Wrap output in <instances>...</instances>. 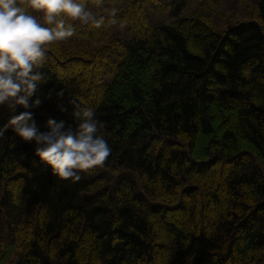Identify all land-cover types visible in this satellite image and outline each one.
<instances>
[{"label":"trees","instance_id":"obj_1","mask_svg":"<svg viewBox=\"0 0 264 264\" xmlns=\"http://www.w3.org/2000/svg\"><path fill=\"white\" fill-rule=\"evenodd\" d=\"M195 1L87 0L48 46L28 123L91 108L111 152L63 180L5 131L0 264H264V0L224 30Z\"/></svg>","mask_w":264,"mask_h":264},{"label":"clouds","instance_id":"obj_2","mask_svg":"<svg viewBox=\"0 0 264 264\" xmlns=\"http://www.w3.org/2000/svg\"><path fill=\"white\" fill-rule=\"evenodd\" d=\"M104 22L103 17L96 18L88 9L87 0H0V106L7 103L25 109L0 128V137L12 128L22 142H34L39 161L63 180H78V170L102 166L111 148L99 134L91 108H75V130L52 119L47 121L46 132L28 123L32 113L27 110L41 103L39 99L29 103L42 79L34 68L52 42L75 34L77 24L100 28ZM115 22L113 19L112 23Z\"/></svg>","mask_w":264,"mask_h":264},{"label":"rangeland","instance_id":"obj_3","mask_svg":"<svg viewBox=\"0 0 264 264\" xmlns=\"http://www.w3.org/2000/svg\"><path fill=\"white\" fill-rule=\"evenodd\" d=\"M260 0H214L215 15L212 16L215 24L222 30L228 26L247 21L256 16V6ZM202 0H196L191 10H199Z\"/></svg>","mask_w":264,"mask_h":264}]
</instances>
